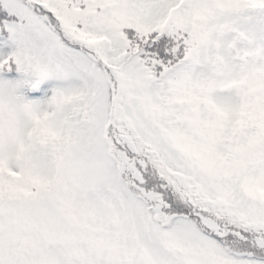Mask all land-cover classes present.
Instances as JSON below:
<instances>
[{
    "label": "snow or ice",
    "instance_id": "6c2138e0",
    "mask_svg": "<svg viewBox=\"0 0 264 264\" xmlns=\"http://www.w3.org/2000/svg\"><path fill=\"white\" fill-rule=\"evenodd\" d=\"M0 264H264V0H0Z\"/></svg>",
    "mask_w": 264,
    "mask_h": 264
}]
</instances>
